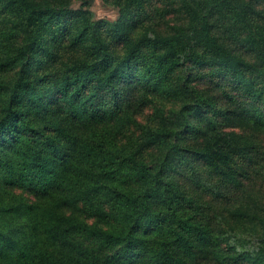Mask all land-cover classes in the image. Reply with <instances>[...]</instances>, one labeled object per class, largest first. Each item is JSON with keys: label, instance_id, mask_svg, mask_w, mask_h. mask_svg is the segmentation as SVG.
<instances>
[{"label": "trees", "instance_id": "obj_1", "mask_svg": "<svg viewBox=\"0 0 264 264\" xmlns=\"http://www.w3.org/2000/svg\"><path fill=\"white\" fill-rule=\"evenodd\" d=\"M88 1L0 0V264H264V1Z\"/></svg>", "mask_w": 264, "mask_h": 264}, {"label": "rangeland", "instance_id": "obj_2", "mask_svg": "<svg viewBox=\"0 0 264 264\" xmlns=\"http://www.w3.org/2000/svg\"><path fill=\"white\" fill-rule=\"evenodd\" d=\"M264 1V0H263ZM90 9L97 21H115L118 17V13L113 8L105 6L103 0H89ZM17 194L23 195L27 201L32 202L35 195L27 190L15 189Z\"/></svg>", "mask_w": 264, "mask_h": 264}]
</instances>
